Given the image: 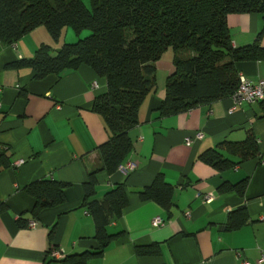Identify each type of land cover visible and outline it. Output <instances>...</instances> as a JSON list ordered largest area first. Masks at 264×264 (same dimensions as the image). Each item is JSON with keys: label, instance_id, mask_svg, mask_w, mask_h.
<instances>
[{"label": "crops", "instance_id": "1", "mask_svg": "<svg viewBox=\"0 0 264 264\" xmlns=\"http://www.w3.org/2000/svg\"><path fill=\"white\" fill-rule=\"evenodd\" d=\"M227 24L233 46L254 42L263 30L260 43L264 47L261 15L229 14ZM75 38L66 29L61 42ZM42 43L53 50L59 46L44 27L13 44L0 41V202L7 206L0 211V264H63L51 261L47 253L51 247L64 257L97 251L93 220L81 206L83 183L93 171L94 198L99 200L123 184L127 206L106 227L116 237L101 256H91L85 264H264L258 263L264 252L261 100L243 103L229 113L228 97L161 117L165 80L173 71V54L166 51L156 63V87L145 96L139 122L129 131L133 150L126 161L134 168L127 174L117 169L109 175L101 170L95 149L109 132L103 118L91 111L96 96L106 91L105 78L85 65L42 79H36L31 68L13 66L19 59L31 58ZM237 69L250 83L264 80V60L241 62ZM196 131L203 136L187 144L185 139ZM248 131L257 137L256 157L225 171L198 160L202 152L223 140H244ZM15 160L22 163L16 166ZM4 162L8 166L3 167ZM158 174L175 186L170 213L138 195ZM45 179L68 184L65 201L43 208L34 218L30 213L34 199L24 187ZM243 180V195L218 189L223 182L236 185ZM205 194H211L212 200L205 202ZM242 206L248 222L228 229L229 214ZM156 216L164 219L163 225L151 224ZM143 246H153L154 252L137 254L135 248Z\"/></svg>", "mask_w": 264, "mask_h": 264}, {"label": "trees", "instance_id": "2", "mask_svg": "<svg viewBox=\"0 0 264 264\" xmlns=\"http://www.w3.org/2000/svg\"><path fill=\"white\" fill-rule=\"evenodd\" d=\"M88 3L87 6L83 0H0V41L13 44L35 28L44 27L51 40L59 44L57 49L42 43L31 58L19 59L14 67L31 68L34 77L42 79L85 65L105 78L106 91L96 96L91 111L103 118L109 132L107 140L95 148L101 170L109 175L117 171L133 150L129 131L139 122L138 110L145 96L156 87V63L166 51L173 54V71L165 80L159 106L161 117L230 97L240 83L237 65L264 60V47L260 43L263 30L254 42L233 46L227 24L229 14L257 13L264 18V0H88ZM68 28L77 35L87 29L90 34L75 42H61ZM260 104L264 116V99ZM258 153L257 137L248 131L244 140H223L202 152L198 160L225 171ZM6 166L8 162H4L3 167ZM95 173L91 172L83 183L81 206L93 220L99 248L94 253L59 259L63 264H85L91 256H101L116 237L109 235L106 227L119 219L127 206L123 184L115 185L99 200L94 198ZM67 185L45 179L25 186L24 190L34 199L31 215L35 218L43 208L62 204ZM245 187L243 180L236 185L223 182L218 189L236 190L243 195ZM174 189L158 174L138 195L142 201H154L170 213ZM6 208L0 202V211ZM248 220L246 207L242 206L229 214L228 229H238ZM152 247H136L135 251L150 254L154 252Z\"/></svg>", "mask_w": 264, "mask_h": 264}, {"label": "built area", "instance_id": "3", "mask_svg": "<svg viewBox=\"0 0 264 264\" xmlns=\"http://www.w3.org/2000/svg\"><path fill=\"white\" fill-rule=\"evenodd\" d=\"M240 83L236 91L230 96L231 99V109L228 111L232 113L237 107L242 105L243 103H255L260 100L264 99V80H259L256 83H250L245 77L239 75ZM203 136L201 131H196L191 137H187L185 142L190 144L195 140H199ZM22 163V160H15L14 165L18 166ZM134 168V164L130 161L124 162L122 165L118 167V170L127 174ZM211 194L204 195V201H211L212 200ZM188 215V213H186ZM30 223V222H29ZM28 223V224H29ZM164 223V219L160 216H156L151 220V224L155 227L161 226ZM33 225V223H30ZM48 255L51 259H62L63 253L60 250H56L55 247L51 248L48 252ZM258 263H264V252L261 253ZM243 264H249L246 261H243Z\"/></svg>", "mask_w": 264, "mask_h": 264}, {"label": "rangeland", "instance_id": "4", "mask_svg": "<svg viewBox=\"0 0 264 264\" xmlns=\"http://www.w3.org/2000/svg\"><path fill=\"white\" fill-rule=\"evenodd\" d=\"M84 2H85V4L88 6V0H83ZM68 31H69V33H70V35L73 37V38H75L76 36H77V34L74 32V30H72L71 28H68ZM88 34H90V30H83L82 31V36H80V37H76L75 38V41H77L78 39H80V38H83V37H85V36H87ZM63 35H64V33H63ZM75 41H72V42H75ZM66 43H70V42H66ZM170 53H172L171 51H169Z\"/></svg>", "mask_w": 264, "mask_h": 264}]
</instances>
